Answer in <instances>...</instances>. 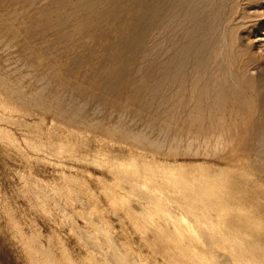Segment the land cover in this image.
Wrapping results in <instances>:
<instances>
[{
    "label": "rangeland",
    "instance_id": "374dc122",
    "mask_svg": "<svg viewBox=\"0 0 264 264\" xmlns=\"http://www.w3.org/2000/svg\"><path fill=\"white\" fill-rule=\"evenodd\" d=\"M81 2L0 0V264H264V0Z\"/></svg>",
    "mask_w": 264,
    "mask_h": 264
},
{
    "label": "bare ground",
    "instance_id": "6f19581e",
    "mask_svg": "<svg viewBox=\"0 0 264 264\" xmlns=\"http://www.w3.org/2000/svg\"><path fill=\"white\" fill-rule=\"evenodd\" d=\"M34 1V0H33ZM82 2L76 7V9L74 10V13H77V12H79V11H81V9H82V7L83 6H85V5H88L89 3H95L97 0H81ZM165 1V0H164ZM177 2L179 1V0H176ZM192 1V0H191ZM159 2V1H158ZM157 2V3H158ZM185 2V1H184ZM205 2V1H204ZM71 3V2H70ZM167 3H168V0H167ZM201 4V3H200ZM171 5V4H170ZM151 7V6H150ZM185 7V6H184ZM194 7V6H193ZM154 8V7H153ZM174 8V7H173ZM175 9V8H174ZM184 9V8H183ZM198 9H200L199 7H198ZM191 10V9H190ZM160 11V10H159ZM183 11H185V10H183ZM182 11V12H183ZM196 11H197V9H196ZM140 13V12H139ZM155 13V12H154ZM174 13V12H173ZM156 14V13H155ZM160 14V13H159ZM176 14V13H175ZM187 14V13H186ZM191 14V13H190ZM183 15H184V13H183ZM77 16V15H76ZM80 16V15H79ZM201 17V16H200ZM138 18V17H137ZM177 18V17H176ZM175 18V19H176ZM178 19V18H177ZM187 22V21H186ZM197 22V21H196ZM209 22V21H208ZM176 23V22H175ZM182 23V22H181ZM190 23V22H189ZM138 24V23H137ZM50 25H51V23H50ZM54 25V24H53ZM78 25V24H77ZM198 25V24H197ZM200 25V24H199ZM55 26V25H54ZM56 27V26H55ZM54 27V28H55ZM53 28V29H54ZM176 28V27H175ZM182 30V29H181ZM196 30V29H195ZM207 30V29H206ZM215 31V30H214ZM213 31V32H214ZM192 32V31H191ZM199 32V31H198ZM193 33V32H192ZM215 33V32H214ZM48 34V33H47ZM76 35V34H75ZM177 35V34H176ZM194 37V36H193ZM190 38V37H189ZM121 40H123V39H121ZM118 42V41H117ZM200 42V41H199ZM201 43V42H200ZM209 43V42H208ZM199 44V43H198ZM112 45V44H111ZM121 45H123V43L121 44ZM203 45V44H202ZM131 47V46H130ZM203 48V47H202ZM202 52V51H201ZM153 56V55H152ZM173 58H174V56H173ZM179 58V57H178ZM197 58V57H196ZM193 60V59H192ZM146 62V61H145ZM210 67V66H209ZM179 70V69H178ZM213 73V72H212ZM48 75V74H47ZM204 76H206V74L204 75ZM211 78V77H210ZM177 79V78H176ZM189 79H187V81H188ZM163 82H164V80H162ZM196 82V81H195ZM194 82V83H195ZM199 82V81H198ZM201 82V81H200ZM199 82V83H200ZM220 82V81H219ZM213 83V82H212ZM215 83V82H214ZM217 84V83H216ZM223 84V83H222ZM192 85H194V84H192ZM206 85V84H205ZM177 86V85H176ZM180 86H181V84H180ZM182 86H184V85H182ZM150 87V86H149ZM166 87V86H165ZM184 87H186V86H184ZM197 87V86H196ZM196 87H194V88H196ZM190 88V87H189ZM202 88V87H201ZM197 89H199L198 87H197ZM204 88H202V90H203ZM214 89V88H213ZM219 89V88H218ZM156 91V90H155ZM175 91H176V89H175ZM193 91V90H192ZM183 92V91H182ZM195 92V91H194ZM178 93V92H177ZM90 94V93H89ZM93 95V94H92ZM194 95V94H193ZM197 95V94H196ZM209 95V94H208ZM221 96V95H220ZM215 97V96H214ZM218 97V96H217ZM208 98V97H207ZM195 101V100H194ZM197 101H199V100H197ZM206 101V100H205ZM192 102V101H191ZM200 102V101H199ZM210 102H212V101H210ZM86 103V102H85ZM203 103V102H202ZM163 104V103H162ZM165 105V104H164ZM188 105V104H187ZM210 105V104H209ZM207 107V106H206ZM178 110V109H177ZM188 111V110H187ZM224 114V113H223ZM187 120V119H186ZM192 121V120H191ZM194 123V122H193ZM214 123V122H213ZM196 124V123H195ZM186 125V124H185ZM187 126V125H186ZM195 126H197V125H195ZM213 126V125H212ZM262 129V128H261ZM260 129V130H261ZM261 136V135H260ZM262 137V136H261ZM264 142V141H263ZM253 247H255V245L253 246ZM252 247V248H253ZM249 248H251V246H249ZM249 248H247L248 250H249ZM253 249H256V247L255 248H253ZM257 249H258V247H257ZM247 250V252H245V254L246 253H248V254H250V252L251 251H248ZM244 251H246V250H244ZM253 251V250H252ZM255 251V250H254ZM260 250L258 249V251L257 252H259ZM262 251H263V249H262ZM260 253V252H259ZM252 254H253V252H252ZM256 254H258V253H255L254 255H256ZM261 254V253H260ZM242 255H243V253H242ZM250 258H252V257H250ZM247 259H249L248 257H247ZM249 260H251V259H249ZM256 260H257V258H256Z\"/></svg>",
    "mask_w": 264,
    "mask_h": 264
}]
</instances>
